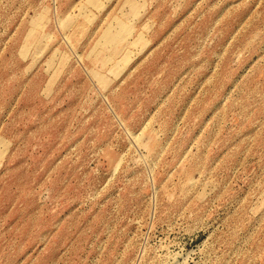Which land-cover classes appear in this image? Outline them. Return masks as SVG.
I'll return each mask as SVG.
<instances>
[{
	"label": "rangeland",
	"instance_id": "obj_1",
	"mask_svg": "<svg viewBox=\"0 0 264 264\" xmlns=\"http://www.w3.org/2000/svg\"><path fill=\"white\" fill-rule=\"evenodd\" d=\"M0 264H264V0H0Z\"/></svg>",
	"mask_w": 264,
	"mask_h": 264
}]
</instances>
